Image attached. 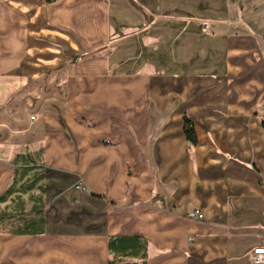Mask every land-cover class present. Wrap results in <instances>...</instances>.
I'll list each match as a JSON object with an SVG mask.
<instances>
[{
    "label": "crops",
    "instance_id": "obj_1",
    "mask_svg": "<svg viewBox=\"0 0 264 264\" xmlns=\"http://www.w3.org/2000/svg\"><path fill=\"white\" fill-rule=\"evenodd\" d=\"M13 2L0 195L34 166L18 155L44 178L22 192L26 175L0 203L14 216L0 227L31 228L0 231V264H143L145 242L146 264H253L264 248V0ZM114 237L132 247L112 255Z\"/></svg>",
    "mask_w": 264,
    "mask_h": 264
},
{
    "label": "trees",
    "instance_id": "obj_2",
    "mask_svg": "<svg viewBox=\"0 0 264 264\" xmlns=\"http://www.w3.org/2000/svg\"><path fill=\"white\" fill-rule=\"evenodd\" d=\"M40 1H43V2L48 3V4H53V3H56L60 0H40ZM184 132L187 136V139L190 141V143L192 145H196L198 142V138H197V134L195 131V127H194L193 122L190 121L188 118H185ZM29 160L31 161V163L34 166L23 169L22 171H19L16 168L11 186L8 188V190L4 194L0 195V203L5 202L10 195H12L14 192L17 191L16 190L17 185L19 184V182L21 180H23V177H25L26 175L28 176L30 173L33 172L32 176L28 177L27 180L21 184L20 190L22 192H26V191H30L31 189H34L43 180L44 174L42 171H37V169H39L40 167L37 166L38 165L37 162L35 160H33V158L31 156H29V155H26V156L18 155L15 159V162L17 165V164L25 162V161L28 162ZM31 163H22V164H26V165L30 166ZM12 217H14V216L11 212H3L2 214H0V226L3 225V222L5 220H7V221L12 220ZM9 225H10L9 227L6 226L7 228H6L5 232H13L15 234L16 233H25V232L29 231V229H31L29 226H24V228H21L20 230H18V229H15V227H13L12 224H9ZM22 229H24V230H22ZM38 233H40V232H38ZM125 240H127V239L120 238V237H114V238L110 239L109 248H110V252L112 253V255L123 253L124 250H127V248L131 246L129 243L124 242ZM137 245H138V247H140V243H137ZM146 245H147L146 242L142 244V246H143L142 250L144 251V253L142 254L143 264H146V260H147Z\"/></svg>",
    "mask_w": 264,
    "mask_h": 264
},
{
    "label": "rangeland",
    "instance_id": "obj_3",
    "mask_svg": "<svg viewBox=\"0 0 264 264\" xmlns=\"http://www.w3.org/2000/svg\"><path fill=\"white\" fill-rule=\"evenodd\" d=\"M13 0H0V43L5 49H12L14 41V10ZM18 9V6H17ZM34 10L36 8H33ZM18 22V20H17ZM1 45V46H2ZM7 227H0V231H5ZM1 239V238H0Z\"/></svg>",
    "mask_w": 264,
    "mask_h": 264
},
{
    "label": "built area",
    "instance_id": "obj_4",
    "mask_svg": "<svg viewBox=\"0 0 264 264\" xmlns=\"http://www.w3.org/2000/svg\"><path fill=\"white\" fill-rule=\"evenodd\" d=\"M79 190H85L86 188L80 183L76 187ZM190 219H201L202 212L200 210H194L188 214ZM253 264H264V248H257L251 255Z\"/></svg>",
    "mask_w": 264,
    "mask_h": 264
}]
</instances>
